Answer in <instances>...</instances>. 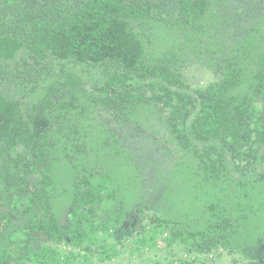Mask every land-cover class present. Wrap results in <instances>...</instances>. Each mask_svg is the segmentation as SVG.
Listing matches in <instances>:
<instances>
[{
	"label": "trees",
	"instance_id": "16d2710c",
	"mask_svg": "<svg viewBox=\"0 0 264 264\" xmlns=\"http://www.w3.org/2000/svg\"><path fill=\"white\" fill-rule=\"evenodd\" d=\"M229 2L0 0V264H113L126 251L147 254L137 264L264 263V0L247 26ZM195 63L216 80L191 87L183 71ZM98 108L163 131L171 168L189 163L196 182L171 185L169 169L145 202ZM102 149L132 184L88 160ZM68 164L66 215L56 208Z\"/></svg>",
	"mask_w": 264,
	"mask_h": 264
},
{
	"label": "rangeland",
	"instance_id": "374dc122",
	"mask_svg": "<svg viewBox=\"0 0 264 264\" xmlns=\"http://www.w3.org/2000/svg\"><path fill=\"white\" fill-rule=\"evenodd\" d=\"M260 3V0H230L229 6L227 7L228 9L226 11H228L229 15L236 17L237 24L240 23L242 26H247L257 14ZM183 72L187 82L191 87L207 86L214 82L217 78L212 70L201 65L200 63L187 64ZM94 74L96 75L95 80L100 81L98 71H95ZM97 120L104 124L112 133H115L123 148L129 152L131 159L138 168V173L140 174V179L137 185L140 186L143 200L145 202H152L155 197L162 195V190L166 187V178L169 169L171 172L169 179L171 185H175L176 183L180 184L184 181L188 182L192 178L190 174L191 168L189 163H185L184 165L179 164L178 166L171 168L177 153L175 147L166 139L167 136L163 131H161V133L154 134L150 132V128V130L146 131L131 123H125L120 117L112 114V112L106 110L105 108L97 109ZM97 129L99 130V127ZM114 158L116 157L114 156ZM114 158L109 155V152L106 154L104 149H102L101 153H96L93 151L88 156V160L90 161L104 162L107 160V166L113 184H120L119 186L125 188L127 185L132 184L136 179L134 180L131 177L129 178V175L125 176L123 173L124 167L122 166V168L118 164H114ZM61 163L62 162H60V164ZM62 167L63 166L61 165V168ZM60 169V178H62V176L64 177L62 181L64 182L65 188L67 190L60 196V199L58 200L59 203H61V208L57 203L56 209H58L59 212L61 211L62 214H64L65 211L67 215V209L69 207L70 198L73 195L74 189L72 180V173H74V171L70 164H68L63 169ZM176 171L180 173L183 172V174L177 175ZM191 180L196 182V179ZM185 193L186 192L184 190L180 191L178 189H174L172 195L179 197L182 194L185 195ZM19 227H21V217H19L18 220H15L14 225L12 226L13 229ZM12 238L13 241L15 240V245H21L20 231L15 232ZM119 240H122V238ZM44 244L45 241L43 240H33L32 249L34 251H40ZM128 245L127 250L130 249ZM60 248L64 252H68L69 250V248H66L64 245H62ZM5 249L6 245L0 246V255L4 253ZM11 253L16 255L13 246L11 247ZM259 254L260 253H258V256ZM163 255L164 254H162L161 257ZM146 257L147 254L145 253H140L139 255L135 253L131 256L129 252L126 251L125 253L121 254L119 258H116L113 261V264H137L141 262V260H145ZM223 264L245 263L238 257H225Z\"/></svg>",
	"mask_w": 264,
	"mask_h": 264
}]
</instances>
